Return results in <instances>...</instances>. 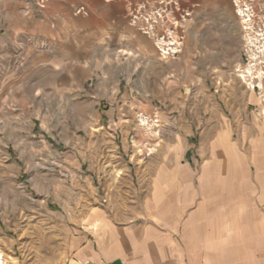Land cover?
Listing matches in <instances>:
<instances>
[{
	"label": "crops",
	"instance_id": "crops-1",
	"mask_svg": "<svg viewBox=\"0 0 264 264\" xmlns=\"http://www.w3.org/2000/svg\"><path fill=\"white\" fill-rule=\"evenodd\" d=\"M236 1L0 0V65L13 64L12 78L89 82V96L120 98L112 125L124 141L154 130L145 167L118 174L105 204H83L54 264H264V136L230 135L202 68L218 64L209 33ZM162 10L173 42L184 34L175 56H160L142 28ZM131 112L147 120L126 122Z\"/></svg>",
	"mask_w": 264,
	"mask_h": 264
},
{
	"label": "rangeland",
	"instance_id": "rangeland-1",
	"mask_svg": "<svg viewBox=\"0 0 264 264\" xmlns=\"http://www.w3.org/2000/svg\"><path fill=\"white\" fill-rule=\"evenodd\" d=\"M229 8L224 25L209 33V41L221 46L208 51L210 58L217 53L218 64L202 68L222 121L244 142L264 136V0H237L234 11ZM142 19L160 56L181 52L184 34L173 42L163 10ZM7 58L0 53V63ZM11 58L18 65L24 61L20 51ZM12 68V63L0 65V264H54L56 246L83 204H105L118 174L145 167L154 151L147 142L154 130L132 128L124 141L122 129L112 125L122 119L111 108L119 97L89 96V82L61 89L12 78ZM125 115L126 122L147 120L138 113Z\"/></svg>",
	"mask_w": 264,
	"mask_h": 264
},
{
	"label": "built area",
	"instance_id": "built-area-1",
	"mask_svg": "<svg viewBox=\"0 0 264 264\" xmlns=\"http://www.w3.org/2000/svg\"><path fill=\"white\" fill-rule=\"evenodd\" d=\"M80 10V9H79Z\"/></svg>",
	"mask_w": 264,
	"mask_h": 264
}]
</instances>
